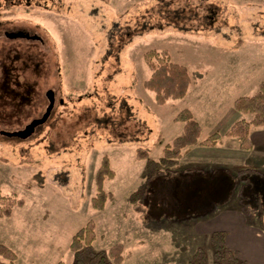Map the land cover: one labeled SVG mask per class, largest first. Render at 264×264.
Listing matches in <instances>:
<instances>
[{
  "label": "rangeland",
  "instance_id": "rangeland-1",
  "mask_svg": "<svg viewBox=\"0 0 264 264\" xmlns=\"http://www.w3.org/2000/svg\"><path fill=\"white\" fill-rule=\"evenodd\" d=\"M4 28H26L41 37L8 40L0 34L7 70L0 75V186L23 200L11 217L0 218V242L18 253V264H72V237L90 220L96 224L94 249L122 243V264H187L201 252L214 264L213 232L225 231L227 239L225 226L237 225L264 234L244 213L251 185L224 204L231 182L225 168L264 170L263 145L237 153L253 155L251 164L235 159L237 138L226 136L236 120L252 118L229 117L234 99L255 94L264 80V0H0ZM151 49L168 50L188 67L195 85L187 97L156 102L144 86ZM32 71L41 88L26 103L21 84ZM9 74L21 84L8 85ZM50 86L60 90L64 104L46 125L25 139L1 134L42 114V88ZM183 108L202 120L201 140L216 131L221 140L160 163L177 172L149 180L138 154L149 150L153 159L162 158L163 147L183 132L175 119ZM104 155L116 175L104 183L113 198L99 210L91 199Z\"/></svg>",
  "mask_w": 264,
  "mask_h": 264
},
{
  "label": "trees",
  "instance_id": "trees-1",
  "mask_svg": "<svg viewBox=\"0 0 264 264\" xmlns=\"http://www.w3.org/2000/svg\"><path fill=\"white\" fill-rule=\"evenodd\" d=\"M176 13L178 16L179 12L176 11ZM145 60L151 70V75L144 81V86L154 92L158 104H164L168 99H183L186 96L192 83V75L186 65L174 61L168 50L151 49L146 52ZM197 77H202V75L198 74ZM258 87L255 94L239 96L233 102L236 111L242 114H252V118L236 120L226 132V136L239 139L240 148L244 150L254 148L251 139L252 127H264V80L259 83ZM122 106L128 107L126 100L123 101ZM128 110L130 109L128 108ZM106 118L111 121V118ZM175 119L183 123V132L163 147V155L160 160L153 159L149 155V150L138 154L141 160L146 161L149 180L163 175L164 172L170 174L177 172L172 169H161L160 163L179 160L195 145L216 146L221 140V135L217 131L203 140L200 139L202 127L190 108L181 109ZM139 147L141 148V146ZM191 170V168L185 169V171ZM224 172L231 180L228 198L224 204H228L233 195L238 194L240 187L243 191L244 184L251 185L252 192L243 197L245 199L244 202L242 201L244 213L248 216L250 223L257 221L264 229V170L239 166L237 172L229 168H225ZM115 175L116 172L112 168L109 156L104 155L95 174L97 194L91 199L93 208L103 210L107 201L113 198L112 192L104 189V183L106 180L113 179ZM136 195L137 192L132 193L131 199H134ZM22 204L23 200L17 199V196L4 194L0 186V218L11 217L14 208ZM255 211L259 213L258 216H254ZM95 228V222L90 220L73 235L70 249L74 253L75 260L72 264H122L124 261L122 243L114 244L107 251L94 249L93 243L97 237ZM225 238V231H215L211 235L214 264H246L236 256L234 250L227 247ZM18 258V253L12 247L0 242V264H18ZM187 264H207V256L202 252L197 253L194 259Z\"/></svg>",
  "mask_w": 264,
  "mask_h": 264
},
{
  "label": "flooded vegetation",
  "instance_id": "flooded-vegetation-1",
  "mask_svg": "<svg viewBox=\"0 0 264 264\" xmlns=\"http://www.w3.org/2000/svg\"><path fill=\"white\" fill-rule=\"evenodd\" d=\"M0 34L3 35L8 40H17V39L39 40L41 39V37L36 32H33L32 30H29L26 28H4L0 30ZM5 72H7L6 66L4 65V62L0 61V75L3 76ZM32 72H34V76H31V75L30 76L24 75V77L22 76L23 77L22 84L21 82L18 81V79L12 78L11 74H9L8 76L5 75L6 76L5 82L8 83V85L9 83H12V80L15 82L16 85H20V84L23 85L25 92H23L24 97L22 98L25 99L26 103L30 102V100L34 97V95L39 93V90L41 88V83L39 80V75H37V71H32ZM49 90H53V93L51 94V96L54 97L53 108L45 121L36 122L37 120L43 118L48 108V105L50 104V100L47 95V92ZM11 92L15 94L14 90H11ZM59 92L60 90H58L57 87H51V86L47 88L43 87L42 96H45V99L47 100L45 111L42 112V114H40L39 116L32 118L27 124H25L23 128L8 131V132H12L13 134L7 135L5 131H1V134L6 135L7 137H10V138H18V139H25L33 135L37 130H39L40 128H42L44 125L48 123L52 114L54 113L56 106L58 104L60 105L64 104V100L62 96L61 95L58 96ZM7 94H10L9 91H7ZM18 95H21L20 91ZM23 134L25 135L23 136Z\"/></svg>",
  "mask_w": 264,
  "mask_h": 264
},
{
  "label": "crops",
  "instance_id": "crops-1",
  "mask_svg": "<svg viewBox=\"0 0 264 264\" xmlns=\"http://www.w3.org/2000/svg\"><path fill=\"white\" fill-rule=\"evenodd\" d=\"M238 51V50H237ZM264 53V52H263ZM201 78H204L203 75ZM195 85L194 80L192 79V83L190 85V88L188 90V93L186 94L185 97H187V95L190 93L191 87ZM184 97V98H185ZM232 112L229 114V117L231 118H236L238 119L241 116V113H239L238 111H236L234 109V107L232 108ZM194 113V116L196 117V119L200 122L201 127H202V120H200L198 118V116L196 115V113L194 112L193 109H191ZM235 119V120H236ZM228 121L227 122V128L235 121ZM251 139L254 143V149L260 148L262 147V145L264 146V128H258V129H251ZM235 140V139H233ZM199 149H203L205 146L201 145H197ZM234 148L236 150V155H234V157H236L235 159H238L239 157H242L245 159V161H248L253 164L254 162V156H248L245 154H237V153H252V151L250 152H245L242 151L239 148V140H235L234 141ZM237 161V160H236ZM264 162V161H261ZM240 162L237 161V164H239ZM233 225V224H232ZM246 226V225H245ZM228 234H227V239L226 241L228 242V244L232 247L235 248L236 250L239 251L240 255H242L246 261L248 262V264H264V234L261 233H249L248 230L244 229L245 227L240 226L238 227L236 226H232L231 228L227 225L225 226ZM233 233H235L234 235H237V238H233ZM230 238V239H229Z\"/></svg>",
  "mask_w": 264,
  "mask_h": 264
},
{
  "label": "water",
  "instance_id": "water-1",
  "mask_svg": "<svg viewBox=\"0 0 264 264\" xmlns=\"http://www.w3.org/2000/svg\"><path fill=\"white\" fill-rule=\"evenodd\" d=\"M18 35H19V34H18ZM52 93H53V90H49V91L47 92L48 98H49V100H50V104L48 105V108H47V110H46V112H45L43 118L37 120L36 122H43V121H45L46 118L49 116V114H50V112H51V110H52V108H53V105H54V97L51 96ZM36 122H35V123H36ZM5 133H6L7 135L13 134L12 132H8V131H5ZM17 133H18V132H17ZM24 135H25V134H23V136H24Z\"/></svg>",
  "mask_w": 264,
  "mask_h": 264
}]
</instances>
